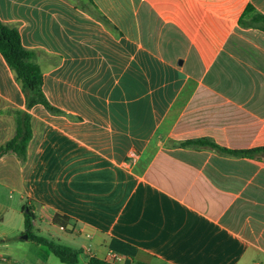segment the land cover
I'll list each match as a JSON object with an SVG mask.
<instances>
[{"label": "crops", "instance_id": "1", "mask_svg": "<svg viewBox=\"0 0 264 264\" xmlns=\"http://www.w3.org/2000/svg\"><path fill=\"white\" fill-rule=\"evenodd\" d=\"M0 22L57 110L27 109L0 54V146L15 112L32 126L0 158L5 264H62L24 207L79 264H264V152L190 143L264 148V0H0Z\"/></svg>", "mask_w": 264, "mask_h": 264}, {"label": "trees", "instance_id": "2", "mask_svg": "<svg viewBox=\"0 0 264 264\" xmlns=\"http://www.w3.org/2000/svg\"><path fill=\"white\" fill-rule=\"evenodd\" d=\"M0 54L6 61L10 69L15 73L20 81L26 97V108L30 109L35 105L43 106L47 111L56 114L57 110L46 100L42 92V76L37 64L34 62V55L26 51L20 42V36L14 28L7 27L0 22ZM32 139L31 116L28 113L15 112V134L12 139L0 146V158L12 153L20 161L26 158V151L30 140ZM191 144L207 146L217 149L220 152L233 156H255L264 152V148H257L249 151H228L222 149L208 140L192 141ZM189 144V143H188ZM25 235L28 239L44 247L50 254L56 257L62 264H79L81 250L73 249L60 245L52 240L37 235L33 232L32 220L33 214L31 208L24 207ZM53 223L60 226L65 225L64 218L55 216ZM86 264H114L106 262L95 257H90ZM135 264H145L136 262Z\"/></svg>", "mask_w": 264, "mask_h": 264}, {"label": "rangeland", "instance_id": "3", "mask_svg": "<svg viewBox=\"0 0 264 264\" xmlns=\"http://www.w3.org/2000/svg\"><path fill=\"white\" fill-rule=\"evenodd\" d=\"M14 197L17 198V200H18V196H15V195H14ZM19 214H20V215L18 216V218H19V225L21 226V232H24V231H25V228H24V214H23V212H21V211H20ZM35 233H36V232H35ZM37 235H41L42 237H45V238H47V239H49V240H52V241H54V242H56V243H58V244H60V245H64L63 242H58V241H56V240H53V239L49 238L47 235H45V234H43V233H40V234H37ZM16 237H17L16 239H19V238L22 237V236H21L20 233H18V234H16ZM17 241H18V240H15V241H14V244H16ZM55 260H57V259H55Z\"/></svg>", "mask_w": 264, "mask_h": 264}, {"label": "built area", "instance_id": "4", "mask_svg": "<svg viewBox=\"0 0 264 264\" xmlns=\"http://www.w3.org/2000/svg\"><path fill=\"white\" fill-rule=\"evenodd\" d=\"M61 229H63V228H61ZM108 259L110 260V261H112V262H110V263H118V262H120L121 260H122V258L120 257V256H118L117 254H114V253H111L109 256H108ZM8 259L7 258H5V257H0V262L2 263V264H5V263H8Z\"/></svg>", "mask_w": 264, "mask_h": 264}, {"label": "water", "instance_id": "5", "mask_svg": "<svg viewBox=\"0 0 264 264\" xmlns=\"http://www.w3.org/2000/svg\"><path fill=\"white\" fill-rule=\"evenodd\" d=\"M262 158H264V154H262ZM22 238L23 239H28L27 235H24Z\"/></svg>", "mask_w": 264, "mask_h": 264}]
</instances>
